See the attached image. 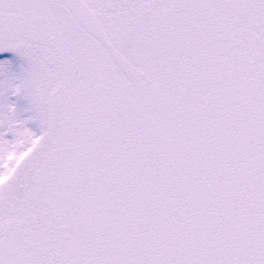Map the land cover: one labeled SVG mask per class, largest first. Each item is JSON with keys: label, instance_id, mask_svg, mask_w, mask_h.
I'll use <instances>...</instances> for the list:
<instances>
[{"label": "snow or ice", "instance_id": "1", "mask_svg": "<svg viewBox=\"0 0 264 264\" xmlns=\"http://www.w3.org/2000/svg\"><path fill=\"white\" fill-rule=\"evenodd\" d=\"M0 264H264V0H0Z\"/></svg>", "mask_w": 264, "mask_h": 264}]
</instances>
